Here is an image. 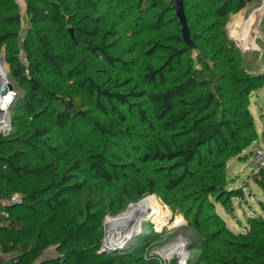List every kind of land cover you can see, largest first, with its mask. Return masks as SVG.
I'll use <instances>...</instances> for the list:
<instances>
[{
    "label": "trees",
    "instance_id": "trees-1",
    "mask_svg": "<svg viewBox=\"0 0 264 264\" xmlns=\"http://www.w3.org/2000/svg\"><path fill=\"white\" fill-rule=\"evenodd\" d=\"M24 1L28 27L22 41L18 5L14 0H0V50L11 65L12 80L23 89L9 106L12 130L0 134V201L15 194L21 197L18 203L4 205L7 215L0 225V249L12 255L11 264H166L150 253L159 238L154 237L152 227L146 230L147 236L106 251H101L100 232L107 210L118 211L127 201L155 194L162 187L186 201L182 212L192 218L196 235L189 237L187 250L192 254L188 264H264V214L249 216L246 230L236 233L210 202L214 197L232 212L228 201L240 193L226 187L227 161L257 136L250 96L264 87V71L251 70L248 63L252 59L244 57L224 32L229 11L243 9L253 0H211L209 24L193 31L188 22L194 49L182 39L170 0L168 5L165 0H137L153 11L161 9L155 11L150 25L137 17L128 21L136 38L143 24L160 29L164 10L173 8L180 26L174 43L158 35L145 41L152 48L142 49L148 55L144 61L141 55L138 60L123 57L137 44L133 39L123 50L126 42L118 19L130 13L132 0ZM77 44L85 55L73 62L69 49ZM194 51L200 63L207 59L216 67L223 89L220 97L211 88L204 90L209 74L203 66H194ZM21 53L25 61L19 59ZM86 58L100 60L110 71L102 82L107 87L84 71L75 72ZM130 62L138 64L139 80L128 92L117 91L114 88L121 82L133 80L117 69L127 70ZM46 69L57 78L45 80ZM78 91L95 96L101 109L98 99L105 97L114 112L115 103L128 109L132 99L149 101L157 129L137 159L158 163L165 172L162 177L153 176L156 168L137 169L126 178L122 171L125 179L114 190L117 170L106 150L81 153L78 147H68L67 137L60 142L65 144L56 142L77 118L90 124L100 140L130 134L122 112L116 113L117 120L106 123L92 117ZM137 113L147 120L143 107ZM84 170L95 174L98 181L85 184L79 177ZM258 174L256 182L264 192V169ZM51 246L57 248L59 257L40 263L42 252Z\"/></svg>",
    "mask_w": 264,
    "mask_h": 264
},
{
    "label": "rangeland",
    "instance_id": "rangeland-1",
    "mask_svg": "<svg viewBox=\"0 0 264 264\" xmlns=\"http://www.w3.org/2000/svg\"><path fill=\"white\" fill-rule=\"evenodd\" d=\"M210 1L211 0L185 1L188 22L193 31H198L211 22L208 9V5L211 4ZM14 2L18 5L19 12L22 16L20 40L23 41L26 37L28 27L26 3L24 0H14ZM164 2L166 5L170 4L169 0H165ZM128 5L131 6L130 13L127 12V14L124 13V15L118 17L119 26L123 29V41L126 42L123 46V50L130 47V43L133 39L137 44L133 49L128 50L125 53L123 56L125 59L138 60V56L141 55V59L143 61L144 59L146 60L148 55H143L142 49L145 47L152 48L151 45L145 44V41L150 39L153 35L162 36L166 42L174 43V36L180 34V26L178 20L174 16L173 8L171 10L168 9L162 11L160 29L149 28V26L145 27L143 24L144 27L142 26L139 33L141 36L136 38V31H133V29L127 25L128 21L137 17V19H142L150 25L149 21H155V18L152 19L154 16L153 14L161 8L153 11L151 6L145 2H139L137 0L130 1ZM170 5L173 7V4ZM224 32L236 43L244 57L252 59L248 63V67L251 70L264 71V0H253L240 10L231 9L228 13V19L225 20ZM69 50V54L71 55L70 59L73 60V62L79 60L85 55L83 48L79 44L71 47ZM0 54H4L5 59L4 50L1 49ZM197 57V51L191 53V60L193 61L194 66L197 68L203 66L210 78V82L206 84L204 90L211 88L216 92L218 97H220L223 89L222 84L218 79L216 67L207 59L200 63ZM19 59L25 61L24 53H21ZM4 67L7 70L3 69L1 71L6 72V79L13 84L16 95L17 92L22 93L23 89L21 86L16 81L12 80L10 76L11 65L6 62V59ZM127 67V70H122L121 66L116 68L122 71L124 77L129 76L133 80L132 82L129 80L127 84L121 82L119 87L114 88L117 91L128 92L139 80L137 76L139 71L138 64L130 62ZM77 71H84L86 75L97 78L99 83H102L110 73L109 70L105 69V66L100 60H91L90 58H86V62L79 65L75 72ZM75 75L76 73L74 76ZM55 77L57 78L55 73L50 69H46L43 73V78L47 81ZM73 79H75V77H73ZM72 82L73 80L70 81L69 84ZM107 86L108 84H103V87ZM77 93L89 109V115L96 117L105 123L110 120H117L116 113L122 112L125 119V125L130 126V134L123 135V138L121 139L110 138L108 140H100L94 133L93 127L90 124L77 118L68 127L64 136L58 135L56 137L57 143L62 142L63 137H67L66 142H68V147H78L81 153H91V151L101 149L106 150V156L116 165L115 169L117 170V178L112 183V188H114V190H118L123 179L134 175L137 169H140V171H147L156 168V172L153 176H163L165 172L158 163L141 162L137 159L138 156H142L143 153L146 152V145L149 137L157 129L158 124L153 110L151 109V105L146 98L143 97L139 100H130L132 106L128 109L125 104L115 103L114 112L111 110L110 103L112 102L107 101L105 97L101 96L98 99L99 103L104 107L101 109L95 104V96H91L84 91H78ZM139 107H143L146 110L147 120L139 118L137 113ZM249 110L254 118L257 136L240 154L229 158L226 165V187L230 191H238L240 193L238 197H233L231 201H228V206L232 209V212H228V209L218 203L216 198H210V202L214 203L215 211L224 219L227 226L236 233L246 230V226L249 225L247 220L249 216L264 214V192L256 182V177L259 175L258 173L260 169H264V160L260 159L257 154L258 150H262V156H264V87L251 93ZM2 124L3 123H0V128ZM11 130L12 126L0 129V134H7ZM122 171L125 174V178ZM79 177L80 179H84L85 184L87 185H91L98 181V177L89 170H84L83 174H79ZM146 196L156 198L160 206L156 208L149 206L144 210V213L148 212V214L144 215L143 213L139 216L143 221L132 228L131 237L147 236L145 235L146 230L152 227L151 229L155 235L154 237L159 238L152 246L150 253H154L156 257L163 262L165 261L166 264H173V261H176L181 257L178 249H183V243L179 242L177 238L182 237L188 243L189 237L196 235L191 223L192 218L182 212V204H185L186 201L181 202L180 196L177 193H173L165 187H162L159 192L155 194L145 195V197ZM139 200L127 201L125 207L118 211L111 212L107 210L105 212L100 224V230H104L102 233V246L105 244L109 246L107 235L111 224L107 219L118 217ZM116 203L118 204V202ZM128 243H126V245ZM175 243H178V248L172 250L171 254L173 256L171 258H166L161 249ZM191 254L192 252H189V258ZM51 257H59L55 246H51L43 251L38 261L42 263Z\"/></svg>",
    "mask_w": 264,
    "mask_h": 264
},
{
    "label": "water",
    "instance_id": "water-1",
    "mask_svg": "<svg viewBox=\"0 0 264 264\" xmlns=\"http://www.w3.org/2000/svg\"><path fill=\"white\" fill-rule=\"evenodd\" d=\"M173 3V7L176 13L177 18L181 24V33L182 39L187 44L189 49H194L196 47L195 43L192 41L190 36V28L188 25L187 17L185 14L184 8V0H170ZM70 35L73 39H75L74 31L72 28H69ZM240 46V45H239ZM0 61L5 62L4 54H0ZM11 95V101L15 97L16 93L14 90L13 84L4 78V80H0V96L4 97L6 95ZM10 101V102H11ZM9 104H7L6 108H0V122L2 118L6 117V124L5 128H9L11 126V116L9 111ZM135 221L132 219H127L120 224H116L111 230L108 231V243L109 246L106 244L101 247V251L106 250H115L121 249L126 245V243L130 242L133 237H131V230L134 226ZM101 233L104 232L103 229L100 230ZM179 242H183V257H181L175 261V264H188L187 261L189 259V251L187 250L188 243L182 237L177 238ZM174 244H170L164 248H162V252L165 256L171 254L172 248H174ZM171 250V251H170ZM172 255V254H171Z\"/></svg>",
    "mask_w": 264,
    "mask_h": 264
},
{
    "label": "bare ground",
    "instance_id": "bare-ground-1",
    "mask_svg": "<svg viewBox=\"0 0 264 264\" xmlns=\"http://www.w3.org/2000/svg\"><path fill=\"white\" fill-rule=\"evenodd\" d=\"M0 72H1L0 73V80H2V79L4 80V78H6V72L5 71H0ZM10 101H11V95L8 94V95H6V97H4V98H2V100H0V108L1 109L6 108L7 104H9ZM149 206L156 208V207H159L160 204L158 203L157 199L154 197L146 196V197L142 198L141 200H139L135 204L131 205L128 210H126L125 212L120 214L118 217L108 218L107 220L111 224L109 230H111V227L113 228L116 224H120L127 219L134 220L135 221L134 226L137 225L138 223H141L143 220L139 216L141 214H143L144 210L147 209ZM145 214H148V212L144 213V215ZM107 239H108V235H107ZM174 246L175 247L172 248V250H176V248H178L177 247L178 243H175ZM178 251L180 252V255H182V257H183L182 249L179 248Z\"/></svg>",
    "mask_w": 264,
    "mask_h": 264
},
{
    "label": "built area",
    "instance_id": "built-area-1",
    "mask_svg": "<svg viewBox=\"0 0 264 264\" xmlns=\"http://www.w3.org/2000/svg\"><path fill=\"white\" fill-rule=\"evenodd\" d=\"M3 69H6L4 67V62L0 61V71L3 70ZM4 97H6V96H4ZM4 97H1L0 96V100H2V98H4ZM6 120H7L6 117L2 118V120H1L0 123H3V124L1 125V128L0 129H5V124H6L5 122H6ZM257 154H258V156H259L260 159L264 160V156H262V154H263V151L262 150H258L257 151ZM20 200H21V197L19 195H14V196H12L9 199L3 200V203L4 204H14V203L20 202ZM2 215H7V213L5 211H2Z\"/></svg>",
    "mask_w": 264,
    "mask_h": 264
},
{
    "label": "crops",
    "instance_id": "crops-1",
    "mask_svg": "<svg viewBox=\"0 0 264 264\" xmlns=\"http://www.w3.org/2000/svg\"><path fill=\"white\" fill-rule=\"evenodd\" d=\"M4 203L3 201H0V225L3 224V215H2V211L4 210L3 207H4ZM173 255L169 254L167 256H165L166 258H171ZM51 258H54V257H51ZM11 261H12V255L9 254V253H4L1 251L0 249V264H11Z\"/></svg>",
    "mask_w": 264,
    "mask_h": 264
}]
</instances>
